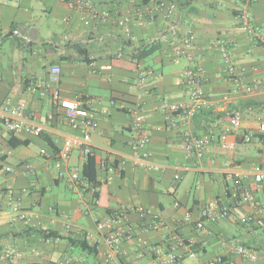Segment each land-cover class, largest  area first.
I'll use <instances>...</instances> for the list:
<instances>
[{
	"label": "crops",
	"instance_id": "obj_1",
	"mask_svg": "<svg viewBox=\"0 0 264 264\" xmlns=\"http://www.w3.org/2000/svg\"><path fill=\"white\" fill-rule=\"evenodd\" d=\"M173 1L178 9L171 18L161 14L153 23L132 27V40L115 23L86 26L79 12L59 0L0 4L4 32L0 108L9 101L24 107L35 123H46L38 135L28 130L13 134L0 127V188L13 189L22 203L21 213L11 214L6 194L0 195V255L14 248L23 256L0 260V264H156L151 256L137 258L136 240L124 242L118 256L107 260L109 248L97 224L123 206L145 208L164 221L163 229L142 232L139 237L164 246L170 234L177 232L192 241L197 259L186 258L183 264H210L218 256H231L237 241L260 252L256 263L238 260V264H264V228L244 221L258 208L240 203L241 191L232 176L236 170L246 172L244 183L264 211L263 190L251 175L254 166H264V149L257 140L260 119L264 122V87L250 95L234 93L220 48L222 40L228 42L243 84L249 85L264 80V42L256 44L239 27V16L248 2ZM142 2L149 4V0H125L122 12H132ZM249 11L253 23L264 30V0H254ZM186 42V55L193 60L182 56L175 62L176 50L186 48ZM151 45L156 51L135 65L132 60ZM121 51L125 57L118 59ZM54 66L61 69L57 85L61 97L81 99L98 112L100 126L92 144L99 180L107 183L103 206L94 204L88 186L74 190L57 179V154L74 131L65 111L54 106L52 95H41L40 84L48 80ZM188 66L206 71L211 106L190 118L174 117L178 127L172 128L166 122L165 105L186 103ZM148 69L154 76L142 84ZM138 110L146 116L151 138L145 149L151 154V168L137 167L131 159L137 137L133 119ZM238 110L243 122L230 133L233 150L224 151L216 142L203 159L188 156L186 135L217 139L229 128L230 114ZM51 115L53 120H49ZM245 135H253L254 140L245 142ZM108 157H114L123 170L108 174L107 181L99 163ZM85 162L74 151L69 165L83 168ZM214 200L232 209L229 219L206 222L202 230L184 221L188 215L199 220L201 210ZM128 219L135 228L148 222L134 210ZM83 241L87 248L78 246Z\"/></svg>",
	"mask_w": 264,
	"mask_h": 264
},
{
	"label": "built area",
	"instance_id": "obj_2",
	"mask_svg": "<svg viewBox=\"0 0 264 264\" xmlns=\"http://www.w3.org/2000/svg\"><path fill=\"white\" fill-rule=\"evenodd\" d=\"M23 0H0L2 5L18 4ZM60 3L67 6L69 9L79 12L82 15V21L86 26H91L96 23L100 26H106L115 23L117 27L124 31L127 39H134L132 27H144L147 24L153 23L158 15H164L165 18H171L178 9L177 2L173 0H149L146 5L143 2L137 4L132 12H122L121 5L125 0H59ZM254 0H249L246 10L242 11L239 16L240 29L249 36L256 44L264 42V30L255 25L249 11ZM186 48L176 50L175 62H179L182 56H187L189 61L193 58L187 53L189 42L185 43ZM222 57L227 65V74L232 83L233 92L239 93L242 91L245 95L253 94L258 87H264V80H258L253 84H243L239 70L233 58L230 45L225 40L220 42ZM118 59L124 58V53L116 54ZM138 64L137 59L132 60ZM148 76H154V71L148 69L144 72L141 83L144 84ZM61 69L58 66L51 67L48 80L40 84L42 88L41 95L46 96L51 94L53 104L57 109L65 111V118L69 126L74 131L63 142L60 148L57 159V179L68 184L72 189L79 190L84 185L88 186L82 177L83 168L72 167L69 161L74 151H79L85 161L90 156H94V148L92 144V135L99 129L100 121L98 112L92 108L87 102L81 99H63L57 85L60 82ZM184 81L187 88L188 99L184 104H166L167 112L166 122L172 127L177 128L178 123L175 121L176 116L193 117L196 113L209 109L211 102L208 99L206 92V84L208 82L206 71L201 67L188 66L184 72ZM37 87L33 86L32 91L36 92ZM112 104H115L113 102ZM53 115L49 120H53ZM243 122V114L241 111H234L229 116V128L221 134L217 139L205 136L195 137L186 135L184 137V148L190 157L203 159L207 151L213 143L218 142L219 146L224 151H230L235 148V143L229 142L231 131L237 130ZM146 116L138 110L133 119V126L137 133V137L132 143V161L135 166L140 168H151V154L145 151L149 146L151 138L145 126ZM46 123H35L22 106L15 107L9 101H6L0 108V127L5 128L8 132L16 134L24 130H28L33 134H41L45 130ZM258 142L264 149V122L259 126ZM254 140L253 135H245L244 141L251 142ZM45 155V151L42 152ZM99 169L106 176L115 172H122L123 166L118 164L114 157L103 159L99 163ZM251 175L257 188L263 190L264 193V166L256 165L251 171ZM233 178L236 180L240 189V203H252L257 211L254 214L247 215L244 221L248 225H254L259 228H264V211L259 208L261 204L256 201L254 192L246 186L244 181L247 178L246 172L233 171ZM179 179V176L176 177ZM246 182V181H245ZM6 194L9 205V212L18 215L22 211V203L13 189H1L0 195ZM137 212L145 222L141 228L132 226L128 219L130 211ZM89 214V210L85 211ZM232 216V209L224 206L220 200L209 202L201 210L200 219L195 221L192 215L184 218V221L195 227L196 230H202L206 222L217 223L225 221ZM165 226L164 221L154 215L150 210L145 208H130L123 206L104 220L98 222L97 227L99 232L105 234V240L109 248L107 260L110 261L118 256L120 248L124 242L137 241V258L144 260L151 256L156 264H183L186 258L197 259V254L193 251V242L184 239L177 232L170 234L169 240L164 246L153 244L147 239L139 237L142 232L159 231ZM22 254L14 249H7L0 255V260L21 259ZM260 259V252L254 248H250L237 241L234 245L231 256H218L210 264H238V260L256 263Z\"/></svg>",
	"mask_w": 264,
	"mask_h": 264
},
{
	"label": "trees",
	"instance_id": "obj_3",
	"mask_svg": "<svg viewBox=\"0 0 264 264\" xmlns=\"http://www.w3.org/2000/svg\"><path fill=\"white\" fill-rule=\"evenodd\" d=\"M240 1L243 4H246L249 0H240ZM2 38H4V32L0 21V39ZM155 51H156V47L154 45L145 47L142 51H140L139 55L136 56V59L140 61L141 59L149 57ZM84 61L90 62L88 58H84ZM134 64L137 65L136 63ZM17 144L21 145L20 142H18ZM82 177L86 182V184L88 185L89 189L93 191L94 204L96 206H103L105 195H107V183L99 180L95 156H90L85 162L83 167ZM112 213L113 212H110V214ZM78 246L82 248H87V244L84 241L80 242Z\"/></svg>",
	"mask_w": 264,
	"mask_h": 264
},
{
	"label": "rangeland",
	"instance_id": "obj_4",
	"mask_svg": "<svg viewBox=\"0 0 264 264\" xmlns=\"http://www.w3.org/2000/svg\"><path fill=\"white\" fill-rule=\"evenodd\" d=\"M68 195L73 199L76 198L70 191H68Z\"/></svg>",
	"mask_w": 264,
	"mask_h": 264
}]
</instances>
